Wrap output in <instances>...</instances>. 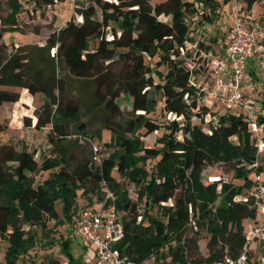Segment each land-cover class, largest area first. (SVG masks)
Instances as JSON below:
<instances>
[{
  "label": "trees",
  "instance_id": "obj_1",
  "mask_svg": "<svg viewBox=\"0 0 264 264\" xmlns=\"http://www.w3.org/2000/svg\"><path fill=\"white\" fill-rule=\"evenodd\" d=\"M44 1L51 6L66 0ZM231 1L234 0H224L223 4L214 0L198 2L214 12L205 16L208 24H214L216 10ZM260 1L244 0L246 9L252 10ZM196 3L90 0L79 12L83 21H69L41 49L47 54L57 49L51 65L43 60L44 67H50L49 73L46 68L38 69L41 57L28 46L16 49L1 65L0 110L3 104H15L21 98L20 93L2 87L26 89L32 96L44 95V105L34 113L35 129L51 126L48 141L55 158L46 159L40 166L36 153L28 148L17 150L0 142V238L9 243L4 263L0 264H21L20 257L37 243L34 227L47 230L49 219L59 220L58 204H62L60 223L70 224L77 192L85 190L89 181L104 183L117 195L119 211L128 213L123 218L125 238L119 249L133 262L156 254L160 264H190L183 242L192 220L207 228L210 239L208 257L191 264L216 263L243 252L247 242L244 222L255 218L257 211L251 202L237 203L234 198L245 194L252 185L247 165L254 162L256 155L249 132L253 120L246 113L228 112L209 132L193 122L195 117L202 121L209 113L207 107L200 106L198 90L191 81L194 72L184 53L187 44L194 42L188 17L196 12ZM12 8L7 20L0 13L1 23L13 25L9 32L20 29L19 14L23 12L19 0ZM4 34L5 29L0 28V55L7 50ZM206 51L209 53L210 48ZM56 63L66 76H57ZM68 77L94 87L93 97L108 117L105 128L122 150V154L104 159L101 166H93V162L77 155V149L71 150L67 145L73 126L75 134L88 136L87 126L79 122L82 106L69 98ZM122 94L133 99V118L127 123L116 121L122 115L118 102ZM159 105L165 116L171 114L175 120L161 125L148 118ZM258 122L264 124L263 115ZM25 126H31L29 118ZM6 130L0 123V134ZM141 130L147 136L162 130L163 135L157 140L162 147H146L137 136ZM142 152L144 155L137 156ZM149 160L156 162L152 170L147 165ZM222 164L230 166L234 177L244 183L203 184L204 170ZM56 168L60 171L53 178L34 187L29 173ZM115 171L141 187L140 198H146L148 206L161 208V203L173 200V207L162 208L166 221L152 218L147 210L138 223L141 214L136 204L128 200L127 191H121ZM219 198L222 202L216 206ZM61 245L68 264H76L68 239L62 240Z\"/></svg>",
  "mask_w": 264,
  "mask_h": 264
},
{
  "label": "rangeland",
  "instance_id": "obj_2",
  "mask_svg": "<svg viewBox=\"0 0 264 264\" xmlns=\"http://www.w3.org/2000/svg\"><path fill=\"white\" fill-rule=\"evenodd\" d=\"M196 3V12L188 17V23L191 28V37L194 42L187 44V48L184 53L187 55V64L194 72L195 83L199 87H207L214 85L215 78L211 74L210 64L211 60L218 55L221 47V42L226 35L230 25L233 22L239 9H246L244 0H234L222 8L216 10L217 13L213 15L215 19L214 24H208L205 21V16H211L214 12L203 4L198 2L199 0H191ZM223 4L224 0H214ZM14 2V3H13ZM16 0H0V13L3 20L9 19L13 12V5ZM22 4L23 12L19 14V27L20 29L12 30V26L7 23L0 22V28L5 29L3 42L7 45V50L3 51L0 55V67L1 65L14 54L19 47H33L35 55L41 57L38 59V69L46 68L47 73L50 72V67H44L43 60H46L49 65L52 64V59L57 53V49H51L50 53H42V48L47 45V42L53 35L64 28L71 20L82 22L83 18L79 13L80 10L85 8L90 0H66L63 3H54V5H46L47 1L41 0H19ZM13 3V4H12ZM252 12L256 18L261 19L264 22V0L256 3ZM162 19L167 20L163 17ZM201 44L203 46H201ZM210 48L211 53H207L206 49ZM49 55V57H48ZM248 80L243 82V92L250 96L251 101L246 106V110L234 109L227 110L222 101V97L218 99L210 100L208 103L207 94L202 95L199 98L201 107H207L209 113L204 116L201 121L195 117L193 122L199 124L202 128L209 132L212 126H215L219 117L222 114L228 112L246 113L253 112L252 120L259 121L260 116H264L263 103H264V58H257L254 62H249ZM57 76H66V72L60 64H57ZM252 70L255 72L252 73ZM197 72V73H196ZM197 80V81H196ZM68 92L71 100L78 101L82 106V114L79 118V122L84 123L87 126L88 136L75 134V126L72 127L73 135L70 137L67 143L71 150L77 149L75 152L81 158H85L94 163L93 166H101L104 159L109 158L113 154H122L121 148L117 145L116 139L113 138L111 131L105 128L106 119L108 118L103 106L98 105L93 97L94 87L90 85H83L76 80H72L68 77ZM6 91L18 92L21 95L20 102L17 104L5 103L0 113V123L8 128L4 133L0 134V142L2 144H10L15 146L17 150L28 148L30 152L36 153V160L39 165L45 162L46 159L55 158V153L52 151V146L48 141V133L51 130V126H47L43 130H36L35 125L37 118L35 117V110L40 109L46 98L42 94L32 96L28 90L22 88H4ZM209 101V102H210ZM119 105L121 107V119L117 118V122L127 123L128 120L133 118V99L125 94H122L119 99ZM248 111V112H247ZM138 116V114H136ZM29 118L31 120V126H25V120ZM153 121H157L163 125L175 120V116L162 113L161 105L158 106L155 111H152L148 116ZM145 130H141L137 136L144 142L146 147L161 148L162 146L157 143V140L162 137L163 131L155 132L151 135H146ZM92 137V138H91ZM130 138H134L130 136ZM233 142H237L236 138L232 139ZM144 153H140L137 156H142ZM156 162L154 160L148 161V168L150 170L155 167ZM15 166V165H13ZM72 163H70V170L73 171ZM60 171V168L53 170L39 169L34 174H28L34 181V187L44 185V183L51 178L54 174ZM117 183L120 184L121 191H127L128 200L136 204L139 213L138 223L145 218L146 211H149V215L157 220L166 221L164 218V212L162 208H169L174 206L173 200L168 203H161L160 207H150L147 205V199L140 198L141 187L127 179L122 177L116 171L114 172ZM210 176H216L226 178L230 182L237 185H242L244 182L234 177L232 168L228 165H216L207 167L202 174V183L207 184ZM251 176V172L249 173ZM220 184V183H219ZM221 185V184H220ZM220 191V188H219ZM113 193L117 199V195L111 191L104 183L97 184L94 181H89L86 184V188L77 192L76 207L72 211V219L70 224L63 225L60 223L62 219V204L57 205V211L60 215L58 221L48 220L47 230H43L42 227L37 226L32 230L37 239L36 245L26 255H22L19 259L21 264H68L69 260L62 250L61 241L68 239L71 244L70 251L75 259L76 264H92L91 256L93 247H89L86 251L83 250L77 240L68 233L67 229L73 224L74 216L77 210L85 205H93L95 202L106 194ZM221 198H219L216 206L221 204ZM122 217H127L128 213L121 212ZM245 223V222H244ZM148 224V221H145ZM245 227V226H244ZM27 230L28 227L25 226ZM246 234V228H245ZM62 239V240H61ZM210 235L207 232L206 227H200L194 220L188 226V232L184 236V244L186 245V260L191 264L194 261L205 259L209 255L208 242ZM172 246H176L175 242L171 243ZM9 243L0 238V261L4 263L5 254ZM253 252L264 254V238L259 243L258 247L252 246Z\"/></svg>",
  "mask_w": 264,
  "mask_h": 264
},
{
  "label": "built area",
  "instance_id": "obj_3",
  "mask_svg": "<svg viewBox=\"0 0 264 264\" xmlns=\"http://www.w3.org/2000/svg\"><path fill=\"white\" fill-rule=\"evenodd\" d=\"M221 53L211 60V74L216 87L223 92L222 101L227 110L243 109L251 98L243 92V82L248 80L249 62L264 54V22L256 18L251 10L239 9L221 42ZM248 112V111H247ZM248 114L253 115L252 112ZM249 132L256 150L255 160L247 165L251 172V188L234 201L252 203L255 218L245 220L246 245L236 258L226 256L211 264H264V254L253 252L264 238V124L253 120ZM226 178L210 176L208 183H226ZM116 205L113 193L85 205L76 211L68 233L77 240L84 251L93 247L92 264H160L156 254L141 262H133L119 246L125 238L123 217Z\"/></svg>",
  "mask_w": 264,
  "mask_h": 264
},
{
  "label": "crops",
  "instance_id": "obj_4",
  "mask_svg": "<svg viewBox=\"0 0 264 264\" xmlns=\"http://www.w3.org/2000/svg\"><path fill=\"white\" fill-rule=\"evenodd\" d=\"M252 11V10H251ZM261 20V19H260ZM208 49V48H207ZM211 49H210V52L209 53H211ZM221 51H222V49H221V47H220V50H219V52H218V55L221 53ZM264 58V54H261L259 57H257V58ZM257 58H255V59H253V60H251V61H255ZM250 61V62H251ZM250 64V63H249ZM255 71L254 70H252V73H254ZM195 76L193 75L192 76V78H191V81H192V85L193 86H195L196 87V89L198 90V96H199V98H201V96L202 95H204L205 96V93L207 94V98H208V103H211V101L210 100H214V99H218L219 97H221L222 95H223V92H221V91H219L218 89H217V87H216V83L214 82V85L212 86V88L210 87V86H207V87H199V86H197V84L194 82L195 81V79L196 78H194ZM197 81V80H196ZM215 81V80H214ZM247 95V94H246ZM21 99V98H20ZM210 101V102H209ZM20 102V101H19ZM18 102V103H19ZM11 104H13V103H11ZM15 104H17V103H15ZM5 104H3V106H4ZM3 106L1 107V110H0V113H1V111H2V108H3ZM236 113H239L238 111L236 112ZM253 113V112H252ZM222 115H224V114H222ZM221 115V116H222ZM249 116H250V114H248ZM254 115V114H253ZM253 115H251L252 117H253Z\"/></svg>",
  "mask_w": 264,
  "mask_h": 264
}]
</instances>
